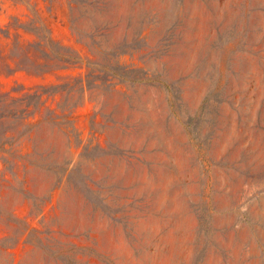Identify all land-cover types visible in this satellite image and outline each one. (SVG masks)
<instances>
[{"label":"rangeland","instance_id":"374dc122","mask_svg":"<svg viewBox=\"0 0 264 264\" xmlns=\"http://www.w3.org/2000/svg\"><path fill=\"white\" fill-rule=\"evenodd\" d=\"M0 264H264V0H0Z\"/></svg>","mask_w":264,"mask_h":264}]
</instances>
